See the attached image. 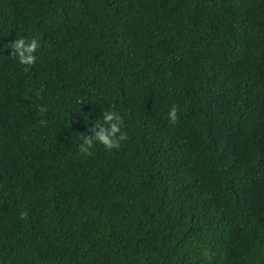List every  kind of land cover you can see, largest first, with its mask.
Listing matches in <instances>:
<instances>
[{
  "label": "trees",
  "instance_id": "16d2710c",
  "mask_svg": "<svg viewBox=\"0 0 264 264\" xmlns=\"http://www.w3.org/2000/svg\"><path fill=\"white\" fill-rule=\"evenodd\" d=\"M0 264H264V0H0Z\"/></svg>",
  "mask_w": 264,
  "mask_h": 264
},
{
  "label": "clouds",
  "instance_id": "9594fccd",
  "mask_svg": "<svg viewBox=\"0 0 264 264\" xmlns=\"http://www.w3.org/2000/svg\"><path fill=\"white\" fill-rule=\"evenodd\" d=\"M13 49L11 55L18 58V63L26 66H33L37 61V53L40 44L37 39L33 38L30 41L24 38H16L9 45ZM28 68H25L27 71ZM41 114L46 113L48 109L44 106H39ZM84 120L89 124V133L82 134L81 142L78 145V150L82 155H90L94 147L102 145L106 151L118 150L122 143L129 139V133L126 130L125 116L115 107L102 110L101 116L91 122V116L83 115ZM167 118L170 124H176L179 119V107L173 105L167 113ZM46 123V121H41Z\"/></svg>",
  "mask_w": 264,
  "mask_h": 264
}]
</instances>
